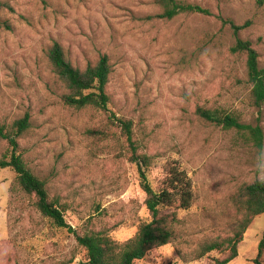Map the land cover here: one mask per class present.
I'll list each match as a JSON object with an SVG mask.
<instances>
[{
	"label": "rangeland",
	"instance_id": "obj_1",
	"mask_svg": "<svg viewBox=\"0 0 264 264\" xmlns=\"http://www.w3.org/2000/svg\"><path fill=\"white\" fill-rule=\"evenodd\" d=\"M2 1L14 10H0L12 27L0 28V121L31 116L17 153L46 182L67 223L80 235L100 232L124 244L148 215L120 127L101 110L64 104L67 90L48 57L55 42L81 69L108 57L109 107L133 121L138 152L151 157L153 186L164 187L173 167L192 182L189 209L174 204L162 210L175 219L170 243L134 264H215L223 258L216 251L197 255L204 243L232 231L240 187L264 178V103H255L246 55L231 51V24L245 27L239 35L253 42L264 68V0H179L209 14L173 20L155 18L161 10L155 0ZM198 107L260 127L261 146L248 130L202 118ZM8 149L0 139V158ZM263 232L261 214L230 264H255ZM82 261L86 251L74 232L37 209L11 168L0 169V264Z\"/></svg>",
	"mask_w": 264,
	"mask_h": 264
},
{
	"label": "trees",
	"instance_id": "obj_2",
	"mask_svg": "<svg viewBox=\"0 0 264 264\" xmlns=\"http://www.w3.org/2000/svg\"><path fill=\"white\" fill-rule=\"evenodd\" d=\"M160 7L156 19L173 20L181 14H209L197 5L179 0H155ZM13 11L12 6L0 0V10ZM236 36V43L231 48L234 53L246 55L247 76L252 85V94L256 105L264 103V68L260 66V55L253 42L240 37L244 26L231 24ZM0 28L11 30L8 21L0 19ZM49 61L53 71L65 85L67 90L63 95L65 105L75 109L94 108L105 112L113 124L120 127L130 150V161L137 166L138 185L144 194V208L147 219L140 225L136 235L124 244H118L111 237L92 232L84 235L77 233L66 221L65 210L56 201L50 199L46 182L29 168L23 157L17 153L19 139L32 125L31 116L24 117L7 125L0 121V139L7 141L9 149L0 158V169L11 168L17 177L19 186L31 196L36 198L37 209L54 224L61 228H69L74 232L80 247L86 251V261L79 264H134L142 260L153 249L170 243L174 235L173 220L162 210L178 205V208L187 210L193 201L192 182L187 173L173 167L170 177L164 187L156 189L150 179L149 172L152 167L151 157L138 152L134 140V123L117 115L110 109V95L107 86L112 73V67L107 56H103L95 65H88L81 69L74 65L67 57L62 45L55 42L48 51ZM197 114L202 118L227 128L236 127L251 132L259 146L262 144L263 133L260 127H250L240 123L229 114H222L219 110L198 107ZM234 209L237 215L232 231L226 236H219L204 243L197 255L201 258L211 252L224 254L223 258L215 259V264H230L239 256V245L253 220L264 214V178L256 179L245 184L234 197ZM174 216V214H173ZM264 255V232L258 246V256L255 264H264L261 258ZM61 264H73L63 262Z\"/></svg>",
	"mask_w": 264,
	"mask_h": 264
}]
</instances>
